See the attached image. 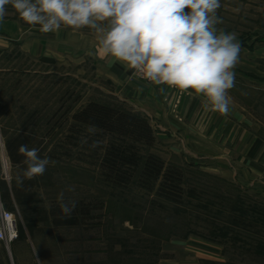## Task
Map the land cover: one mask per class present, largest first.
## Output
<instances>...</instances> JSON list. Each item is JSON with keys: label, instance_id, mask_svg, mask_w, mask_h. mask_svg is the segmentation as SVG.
Here are the masks:
<instances>
[{"label": "rangeland", "instance_id": "rangeland-1", "mask_svg": "<svg viewBox=\"0 0 264 264\" xmlns=\"http://www.w3.org/2000/svg\"><path fill=\"white\" fill-rule=\"evenodd\" d=\"M216 14L222 19L216 27L241 43L229 92L251 115L252 135L264 140V0H220ZM93 71L88 62L45 66L17 48L0 57V204L14 213L19 230L13 242H0L8 264H17L15 251L26 253L24 264H264V178L235 155L228 162L191 159L155 137L150 147L134 144L143 159L137 170L125 165V176L132 173L127 183L110 178V145L133 144L99 128L91 134L74 117L90 102L140 113L107 93ZM82 137L101 146L90 150ZM22 144L39 149L49 164L19 187ZM149 155L165 171L179 169L180 195L163 194L162 179L142 178ZM61 191L77 202L74 225L54 224Z\"/></svg>", "mask_w": 264, "mask_h": 264}, {"label": "clouds", "instance_id": "clouds-1", "mask_svg": "<svg viewBox=\"0 0 264 264\" xmlns=\"http://www.w3.org/2000/svg\"><path fill=\"white\" fill-rule=\"evenodd\" d=\"M10 5L30 26L41 33L56 32L62 26H85L101 33L99 51L124 61L156 85L167 84L180 90L202 93L207 110L227 115L235 86V66L241 43L234 32L220 30L222 19L216 14L220 0H0V21ZM187 9L188 11H185ZM94 134L95 126H89ZM81 145L90 150L101 146L100 140ZM18 154L26 165L16 183L42 176L49 159L40 158L39 149L20 145ZM73 191V188H69ZM62 218H71L77 202L57 196Z\"/></svg>", "mask_w": 264, "mask_h": 264}, {"label": "crops", "instance_id": "crops-1", "mask_svg": "<svg viewBox=\"0 0 264 264\" xmlns=\"http://www.w3.org/2000/svg\"><path fill=\"white\" fill-rule=\"evenodd\" d=\"M19 17L9 5L8 14L0 21V57L17 48L26 57L45 66H80L88 62L93 67L95 78L104 83L105 91L146 117L155 137L171 150H182L191 159L199 157L221 162L232 161V154L237 161L246 163L252 174L255 173L254 167L257 171L255 176L264 178V140L252 135L251 115L248 114L247 119L244 106L229 91L231 103L227 115L211 108L206 110L203 106L206 98L202 93L192 89L180 90L167 84L147 83L132 74L126 62L105 56L99 51L102 34L87 26L81 29L62 26L56 32L41 33L39 26H30ZM187 147L201 149L192 151ZM222 176H228V172ZM23 254L26 253L13 252L14 262L24 264L20 260ZM212 256L208 255L209 258ZM207 258L199 257L202 260ZM0 262L8 264V256L1 253Z\"/></svg>", "mask_w": 264, "mask_h": 264}, {"label": "trees", "instance_id": "trees-1", "mask_svg": "<svg viewBox=\"0 0 264 264\" xmlns=\"http://www.w3.org/2000/svg\"><path fill=\"white\" fill-rule=\"evenodd\" d=\"M74 118L88 126H95V128L110 132L112 135L122 137L133 144L130 146L128 142L123 141L126 143V148L123 149L112 144L110 145L109 153H107L111 157L110 161L106 160L109 176L113 178L114 182L119 184H121L120 182L127 183L132 175V173H129L128 176H125L123 171L125 165L129 164L134 170L138 167L140 160L143 159L134 144L150 147L155 142V131L146 117L129 111H121L107 104L90 102ZM131 148L136 149V154H138L136 158L134 154H130ZM7 150L13 158V152L9 144L7 145ZM12 160L15 162V158ZM141 174L142 178L147 179V181L157 182L162 179L160 190L163 194L170 197L171 194L180 195L181 173L179 169L169 166L165 171L164 162L160 158L154 155L147 156L142 163ZM75 222L74 215L71 218L60 217L54 220L55 225H74Z\"/></svg>", "mask_w": 264, "mask_h": 264}, {"label": "built area", "instance_id": "built-area-1", "mask_svg": "<svg viewBox=\"0 0 264 264\" xmlns=\"http://www.w3.org/2000/svg\"><path fill=\"white\" fill-rule=\"evenodd\" d=\"M130 68V67H129ZM131 69V68H130ZM132 74L137 75L147 83H154L148 81L143 77L142 74L131 69ZM181 92H178V98H180ZM18 237V223L16 221L15 215L12 211L6 210L2 204H0V242L4 244H9L16 240Z\"/></svg>", "mask_w": 264, "mask_h": 264}, {"label": "bare ground", "instance_id": "bare-ground-1", "mask_svg": "<svg viewBox=\"0 0 264 264\" xmlns=\"http://www.w3.org/2000/svg\"><path fill=\"white\" fill-rule=\"evenodd\" d=\"M7 165V164H6Z\"/></svg>", "mask_w": 264, "mask_h": 264}]
</instances>
